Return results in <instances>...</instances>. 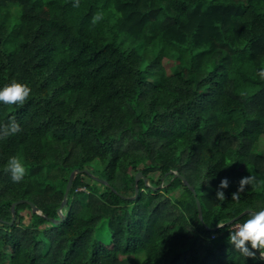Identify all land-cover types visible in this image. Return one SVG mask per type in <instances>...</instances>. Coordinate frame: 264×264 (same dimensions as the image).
<instances>
[{
	"label": "trees",
	"instance_id": "16d2710c",
	"mask_svg": "<svg viewBox=\"0 0 264 264\" xmlns=\"http://www.w3.org/2000/svg\"><path fill=\"white\" fill-rule=\"evenodd\" d=\"M73 3L0 0V89H31L0 103V125L22 129L0 140V264H264L228 242L231 225L212 230L264 209V0ZM75 169L91 175H76L55 225L44 216L58 218ZM138 172L149 186L132 199ZM18 200L41 215L21 203L8 225Z\"/></svg>",
	"mask_w": 264,
	"mask_h": 264
},
{
	"label": "clouds",
	"instance_id": "9594fccd",
	"mask_svg": "<svg viewBox=\"0 0 264 264\" xmlns=\"http://www.w3.org/2000/svg\"><path fill=\"white\" fill-rule=\"evenodd\" d=\"M74 8L80 7V0H74ZM113 14L119 16L120 13L116 11L115 7L109 9ZM106 13L98 11L94 14L91 20L93 26L104 20ZM261 79H264V69L258 73ZM31 89L28 85L13 81L9 85L0 89V103L6 105H23L30 96ZM20 125L15 119L10 120L7 124L0 125V140L7 139L21 132ZM6 171L10 173L11 179L14 183H20L26 175V169L20 158L12 156L9 158ZM256 177L250 175L244 177L239 182V188L236 193L232 194V200L238 201L240 193L244 192L245 187L256 186ZM229 186V181L223 179L218 186L216 192V199L219 201L225 200L224 189ZM225 225L221 222L217 224L218 228H223ZM228 242L234 248L246 257L255 258V252H259L260 258L264 259V209L259 211H250L248 218L243 222H235L231 224L229 231ZM250 245V248H249Z\"/></svg>",
	"mask_w": 264,
	"mask_h": 264
},
{
	"label": "water",
	"instance_id": "95a60500",
	"mask_svg": "<svg viewBox=\"0 0 264 264\" xmlns=\"http://www.w3.org/2000/svg\"><path fill=\"white\" fill-rule=\"evenodd\" d=\"M79 173H85L87 175H91V173L87 170V169H75L73 170L70 175H69V178L67 180V184H66V187H65V190H64V193H63V198H62V202L60 204V206L58 207L57 209V214L59 216V219H53V218H48L46 216L45 219H49L53 224L55 225H59L64 219H65V215H63L62 213V209L64 208V206L67 204V197H68V193L70 191V188L72 186V183L76 177L77 174ZM176 177H179L182 179L184 185H186L193 193V195L195 196V191L193 189L192 186H190L188 184V182L186 181V179L184 177H182L181 175L179 174H176L175 175ZM92 178H94L96 181H98L99 183L101 184H104V185H107V182L106 181H103V180H100L99 178L95 177L92 175ZM142 179L145 183V185L149 186V183H148V179L146 177L143 176V174L141 172H138L136 175H135V191H134V196L132 197V199H135L139 193V190H138V182L139 180ZM162 187V185H159L157 188H155V190H158ZM195 202H196V206H197V213H198V217L200 219L201 222H203L202 220V209H201V204L199 203L198 199L196 198L195 199ZM21 203H26L29 205L30 207V210H31V213H35V214H38V215H41V211L30 201L28 200H18L16 202H13L11 204V207H10V210H11V220L9 222H6L8 225H13L14 221H15V206L18 205V204H21ZM251 210H245L244 212H242L240 215H238L237 217H235L234 219L226 222L224 225L225 226H229L231 225L233 222H236L237 220H239L243 215L247 214L248 212H250ZM224 226V227H225ZM212 230H217V227L216 228H213ZM255 255L259 258H260V254L259 252H255ZM264 260V259H262Z\"/></svg>",
	"mask_w": 264,
	"mask_h": 264
},
{
	"label": "rangeland",
	"instance_id": "374dc122",
	"mask_svg": "<svg viewBox=\"0 0 264 264\" xmlns=\"http://www.w3.org/2000/svg\"><path fill=\"white\" fill-rule=\"evenodd\" d=\"M70 175V174H69ZM67 184V183H66ZM66 187V186H65ZM71 189V188H70ZM65 190V189H64ZM78 190H82V189H78ZM177 194H179V191H176L173 195H172V197H174V196H176ZM65 207V206H64ZM65 212H66V210H65V208H63L62 209V213H63V215H65ZM244 212V211H243ZM24 213H27V211L26 212H24ZM240 215V214H239ZM66 216V215H65ZM57 219H59V216H58V218ZM30 221H29V217H26V219H25V223H29ZM233 223H235V222H233ZM224 224V223H223ZM230 226V225H229ZM217 227V226H216ZM215 227V228H216ZM226 227V226H225ZM217 229H219L218 227H217ZM215 231V230H214ZM101 232H103V231H101ZM100 232V233H101ZM104 242H106L107 241V239H106V237L103 239V238H101ZM143 257V253L142 252H138L137 253V257H136V259L137 260H140L141 258Z\"/></svg>",
	"mask_w": 264,
	"mask_h": 264
}]
</instances>
